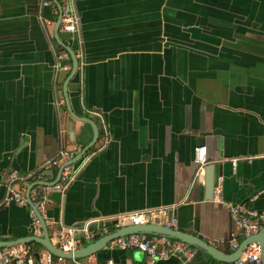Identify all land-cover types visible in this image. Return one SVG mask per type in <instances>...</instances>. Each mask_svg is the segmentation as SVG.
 I'll list each match as a JSON object with an SVG mask.
<instances>
[{
  "label": "crops",
  "instance_id": "1",
  "mask_svg": "<svg viewBox=\"0 0 264 264\" xmlns=\"http://www.w3.org/2000/svg\"><path fill=\"white\" fill-rule=\"evenodd\" d=\"M73 8L78 44L69 46L80 45L81 56L70 107L99 127L100 113L109 138L100 130L72 165V182L48 192L50 238L89 220L98 238L120 214L171 207L177 228L232 252L243 238L227 203L264 209V0H74ZM57 11L55 0H0V240L30 235L29 207L3 202L8 177L18 187L51 183L59 166L45 159L59 150L71 159L93 136L66 107L69 71L55 72ZM58 36L66 43L59 27ZM198 145L208 161L202 182L194 178ZM209 168L224 203L206 191ZM93 256L149 263L113 241ZM153 264L200 262L170 256Z\"/></svg>",
  "mask_w": 264,
  "mask_h": 264
},
{
  "label": "built area",
  "instance_id": "2",
  "mask_svg": "<svg viewBox=\"0 0 264 264\" xmlns=\"http://www.w3.org/2000/svg\"><path fill=\"white\" fill-rule=\"evenodd\" d=\"M60 9L57 11L60 14L59 28L60 31L67 34L66 45L71 43L78 44L79 20L73 8L74 0H56ZM47 4L46 1H42ZM76 56H81L80 45L74 49ZM57 64L54 65L55 72L59 70H70L69 55L62 47L57 54ZM57 75V74H55ZM63 103V100L60 101ZM98 116L101 119V134L104 139L109 138L107 125L103 123L100 113ZM70 155L66 150H59L58 153L48 159H45L43 165L60 166L64 161L68 160ZM193 160L197 166L194 178L201 181L205 175V167L208 163L206 157V147L196 146L194 148ZM237 158L232 159V165L235 167ZM74 179L72 165H67L63 168L59 180L51 185H34L29 189L28 197L25 193L26 185L18 187V177L10 175L7 179L6 193L3 202H14L19 205L29 207L31 226L30 235L42 236V228L35 209L41 214L42 218L46 219L44 214L46 197L49 191L58 190L63 192L66 187ZM256 196L252 197L254 199ZM28 199L32 207L28 205ZM212 201L214 203H224L222 197V188L220 185H215L213 188ZM229 207L230 217L235 226L242 233V238L257 233L264 227V209L256 210L248 207L245 203H227ZM171 207H155L135 210L130 213L120 214L117 216L115 228H120L125 225H139L144 223H160L171 228H177V221L174 217H170ZM93 221H83L79 225L65 226L61 225L55 232V237L51 239L52 243L64 252H71L82 245L83 240H93L95 233L99 229L92 228ZM97 232V234H98ZM111 243V242H110ZM113 244L122 249H136L145 254L149 263L153 264L156 260L166 259L170 256L179 257L182 262L191 261L198 254V249L178 239L169 238L160 235H150L144 233H132L121 236L113 240ZM239 241L231 242L232 250L236 249ZM262 249L259 243L251 242L243 249L241 255L233 261L215 262L209 264H262ZM64 258L55 256L45 248L42 251H37L32 247V243L11 245L0 247V264H63ZM74 264H115L113 259L108 258L99 261L93 255L85 257V262L81 258H72Z\"/></svg>",
  "mask_w": 264,
  "mask_h": 264
},
{
  "label": "water",
  "instance_id": "3",
  "mask_svg": "<svg viewBox=\"0 0 264 264\" xmlns=\"http://www.w3.org/2000/svg\"><path fill=\"white\" fill-rule=\"evenodd\" d=\"M55 3H56L58 10H59L60 9L59 3L56 0H55ZM59 21H60V16L57 17V21H56V25H55V29H54L55 38L58 40L61 47H63L67 51V53L70 57V61H71L70 70H69V72H68V74L64 80V83H63V94H64L65 104H66L68 111L71 113V115L75 116L71 110V107H70L67 89H68L69 81L73 78V76L76 74V72L78 70L79 59L76 56L75 50L71 46L66 45L64 43V41H62L59 38V36H58ZM75 117L80 121L87 122L90 125H92L93 136H92L91 141L84 146V148L82 149V151L80 153H78L73 158L63 162L58 167L55 179L51 183H46L44 181L31 183L28 186L26 193H25L27 198H29L28 192L32 186L38 185V184L39 185H45V186H51V185L55 184L59 180L63 168L67 165H73L76 162H78L80 160V158L86 153V151L98 140L99 133H100V127L98 125H96V123L94 121H92L91 119H89L87 117H77V116H75ZM198 146H200V145H198ZM207 170H208L209 176L206 178V182H205L206 191H207L208 195H210V197H212L213 196V188H214V179H213V175L212 176L210 175V168ZM210 197H208V198H210ZM28 205L30 207H32L29 199H28ZM35 212H36V215H37L39 222L41 224V228H42V232H43L42 236L28 235V236L20 237L18 239L0 240V247H7V246H11V245L26 244V243H37V244L43 246L46 250L51 252L53 255L62 257L64 259L84 258V257L94 255L95 253H97L98 251H100L101 249L106 247L110 242H112L113 240H115L121 236H125V235L132 234V233H144V234H150V235L165 236V237L174 238V239H178L180 241H183V242L197 248L198 250L206 253L207 255H209V257L212 260H214L216 262L233 261L241 255L245 246H247L251 242H257L260 244L261 249H262L261 257H262V264H264V227L260 231H258L257 233L251 234V235L245 237L244 239H242L239 242L238 247L236 249H234L232 252H228L227 250L219 248V247H217L211 243H208L203 238L196 236V235H193L192 233L183 231L179 228H171L169 226H166V225H163L160 223H156V222L144 223V224H139V225H125L123 227L114 229L112 231H108L98 238H95L93 240H88L84 245L79 246L74 251L64 252V251L60 250L59 248H57L52 243L51 238H50L49 233H48V228H47L46 222L44 221V219L42 218V216L38 212V210L35 209ZM171 216H172V214L170 211V217Z\"/></svg>",
  "mask_w": 264,
  "mask_h": 264
},
{
  "label": "trees",
  "instance_id": "4",
  "mask_svg": "<svg viewBox=\"0 0 264 264\" xmlns=\"http://www.w3.org/2000/svg\"><path fill=\"white\" fill-rule=\"evenodd\" d=\"M196 259L200 262V264H209L212 262H215L214 260H212L209 255H207L206 253L198 250V254L196 256Z\"/></svg>",
  "mask_w": 264,
  "mask_h": 264
},
{
  "label": "rangeland",
  "instance_id": "5",
  "mask_svg": "<svg viewBox=\"0 0 264 264\" xmlns=\"http://www.w3.org/2000/svg\"><path fill=\"white\" fill-rule=\"evenodd\" d=\"M35 248H36V249H39V248H42V247H41V246H39V245H36V246H35Z\"/></svg>",
  "mask_w": 264,
  "mask_h": 264
},
{
  "label": "flooded vegetation",
  "instance_id": "6",
  "mask_svg": "<svg viewBox=\"0 0 264 264\" xmlns=\"http://www.w3.org/2000/svg\"><path fill=\"white\" fill-rule=\"evenodd\" d=\"M58 16H60V14L58 13Z\"/></svg>",
  "mask_w": 264,
  "mask_h": 264
}]
</instances>
